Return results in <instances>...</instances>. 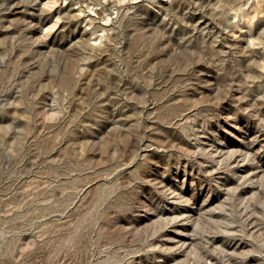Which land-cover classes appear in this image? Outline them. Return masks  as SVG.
I'll use <instances>...</instances> for the list:
<instances>
[{"label": "rangeland", "instance_id": "374dc122", "mask_svg": "<svg viewBox=\"0 0 264 264\" xmlns=\"http://www.w3.org/2000/svg\"><path fill=\"white\" fill-rule=\"evenodd\" d=\"M0 264H264V0H0Z\"/></svg>", "mask_w": 264, "mask_h": 264}]
</instances>
